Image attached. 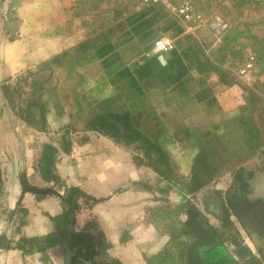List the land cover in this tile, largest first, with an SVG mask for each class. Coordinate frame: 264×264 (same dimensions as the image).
I'll list each match as a JSON object with an SVG mask.
<instances>
[{
    "label": "rangeland",
    "instance_id": "rangeland-1",
    "mask_svg": "<svg viewBox=\"0 0 264 264\" xmlns=\"http://www.w3.org/2000/svg\"><path fill=\"white\" fill-rule=\"evenodd\" d=\"M191 1L198 17L222 19L229 25L235 19L248 21L250 18H255L256 15L263 18L264 14V9L261 10L262 6L254 2L245 4L249 9L243 15H239V13H234V15L232 11H228L231 7L228 1ZM71 4L73 8L75 7L71 15L73 21L71 43L55 57H60L64 52H67L68 55L64 59H58V62L53 61V58L39 62L23 74H16L15 78L6 75L3 81L4 85L0 86V116L2 118L4 114L6 115L4 117L15 116L17 119L25 121L32 117L35 127L39 131H47V121L39 118L37 110L30 105L37 99L41 103V112L45 118L47 110L54 112L56 116L63 113L70 115L71 122L69 121L66 128H60L51 139L57 145L56 152L52 155L54 162L59 152L58 149L69 153L74 142L83 143L88 140V133L104 136L113 145L129 149L135 164L144 166L145 170L152 175L151 178L134 182L133 185L136 190H143L151 195L146 198L148 203L144 207L142 206L139 211L144 208L150 224L156 228L157 239H148V241L152 244L156 241V246L160 245L159 252L155 255L161 254L163 264H188L192 255L189 249L190 243L196 235L203 236L202 222L220 226L221 220L226 216H229V224L227 221L223 224L225 229L221 236L230 250L241 246L255 251L252 239L244 230L238 214L233 213L235 209L230 207V202L236 203V206L244 207V213L248 207L246 216L252 223L255 224L256 220H261L255 218L256 214L259 215V210L264 209V125L255 118V113L250 108L241 109L237 106L239 102L237 97L227 100L228 105L226 106L216 105L211 108V93L213 91L216 95V91L211 87V84L202 88L203 86H200L197 81L189 86L194 89L190 94L191 98L182 96L169 103L160 92L157 94L158 97L163 98L162 100L150 94L151 90L144 95H147L146 106L149 104L148 107H151L152 110L155 109L154 113L160 115L165 121L162 126L166 128V132L159 127L158 123L154 122L152 117L149 119L136 112V114H131L127 110L128 102L124 99L126 92L122 91V87L126 83H130L124 78L114 76V83L111 84L105 70L115 61L108 65L105 59L107 56L120 53L122 57L130 60V56L133 55L131 53L133 42L123 43L130 27V21L135 24L134 21L143 13L141 12L143 8L149 5L143 4L141 0H71ZM147 16L149 17V14ZM130 18L132 19L129 20ZM170 19H172V15L168 13L164 19L154 24V30L160 29ZM249 28V26H244L241 29L244 33L253 35L248 32ZM252 28L254 27L252 26ZM255 30L257 32L253 38L261 39V36L264 38V27L260 26ZM121 32H124L123 35L119 34ZM80 38L82 41H79ZM85 40H90L92 45L90 51L79 48L80 43ZM106 41L111 42L115 49L110 52L103 49V53L101 47ZM213 41L212 44L208 41L202 42L204 51L210 56L213 51L211 45L212 47L220 45L213 46ZM263 44L255 43L251 49L246 47L242 61L237 65H233L222 51L218 54L224 60L222 66L233 71L234 76L232 77L235 82L264 99ZM157 55L161 64L165 65L166 60L163 53ZM249 56H253V73L248 77L240 78L235 70L246 63ZM104 87L106 89L116 87L117 92L118 89L120 92L112 95V93L108 94L107 90L100 91V88ZM130 87L135 88L136 85L132 84ZM226 89L229 88H224V90ZM1 99L8 100V105L2 104ZM138 102L142 105L141 100ZM257 104L258 108L263 106L261 109L264 113V104H260L259 101ZM4 107L6 111L3 110ZM127 111L130 113V117L126 119L127 123L125 119L120 122V127L126 128L129 123L130 126L150 137L154 143L166 151L168 161L164 160L159 165L161 169L165 168V163L169 167L170 170L166 171L165 175L155 170L152 164H148L149 160L144 154L141 140H129L126 143V135L124 139H120L121 136L116 139L103 134L119 136L118 133L114 135L113 131L102 129L105 127H102L101 120L95 125H90L88 122L99 116H107L112 113L124 114ZM241 115H246L251 119L250 122L256 131H244L247 126L244 124L246 118ZM7 126L11 127L14 135L17 134L16 137L20 140V136H18L20 129L14 119L6 121L3 118L0 124V151L3 150L7 142L3 140V135H6L5 131H11ZM67 135L70 138L66 137ZM130 136H134V134L132 133ZM43 145L45 146L46 143ZM0 159L2 162L5 157L0 155ZM7 173L2 172L4 179H1L0 185L10 179V174ZM18 173V171H14L17 176ZM192 176L196 178L194 179ZM21 177H26L29 184L37 186L33 175L27 176V173L23 172L20 173L19 179ZM21 179L19 184L22 191ZM58 192L63 193L64 188H58ZM22 193L29 192L22 191ZM41 198L45 197L37 199ZM52 207L56 211V205ZM90 208L83 204L81 210L76 214L77 228H80L85 223L84 220L88 219L83 220L82 215L83 211L87 212L86 209ZM60 211L59 202L57 213ZM193 211L194 216L191 215ZM22 214H24V219H21L18 214L19 222H25L29 212L26 209V212ZM90 214L97 220L92 213ZM262 214L263 211H261V218L264 217ZM195 216L196 218L199 216V223ZM44 217L52 222L47 216L44 215ZM188 220L192 221L191 224H187ZM262 222L264 224V220ZM195 228L199 231L194 234ZM129 238V236H123L120 241H128ZM55 258L51 256L52 264L56 262ZM38 261L39 264H44L42 258Z\"/></svg>",
    "mask_w": 264,
    "mask_h": 264
},
{
    "label": "crops",
    "instance_id": "crops-1",
    "mask_svg": "<svg viewBox=\"0 0 264 264\" xmlns=\"http://www.w3.org/2000/svg\"><path fill=\"white\" fill-rule=\"evenodd\" d=\"M253 1L262 6L261 10L264 9V0ZM230 9L233 14L243 15L249 8L247 5H237L231 6ZM74 10L75 7H72L71 0H0V86L4 85L3 81L6 75L15 78L35 64L54 58L70 46L73 25L71 15ZM241 21L243 20L235 19L230 25L227 23L228 28L225 34L233 39L229 48L231 51L226 54L229 61L240 51L245 52L246 47L251 49L253 40L259 44L264 43V38L261 35V39L252 38L257 32L256 30L255 32L249 30L253 35L241 30L245 24H251L257 29L260 26L263 28L264 14L263 18L256 15L255 18H250L248 21ZM168 23H171L167 27L169 30L161 32L159 36L172 37L176 44L175 51L180 52L187 46L185 37L188 35L197 40L199 44H203L202 42L205 43V41L212 44L214 35L208 27L187 32L185 25L173 16L162 26L165 27ZM123 33L119 34L123 35ZM247 35L251 36L247 37ZM218 47L211 45L212 58H215ZM186 54L182 57L186 58ZM168 55L169 52L163 53L166 62ZM192 74L196 76L194 71ZM130 85L126 83L122 87V91L126 92L124 99L128 102L127 110L131 114H142L149 119L152 117L154 122L158 123L159 127L166 132V128L162 126L165 123L163 118L155 114V109L152 110L151 107H148L149 104L146 106L147 95L140 94L136 88H131ZM105 87L100 88V91L107 90L108 94L112 93V95L120 92L119 89L117 92L116 87L107 89ZM150 94L158 97L155 90H151ZM210 98L211 108L216 105L220 107L228 105L226 101L223 102L217 98L213 91ZM140 100L142 105L138 104ZM1 103L8 105V100L1 99ZM3 110L6 111V108L4 107ZM46 114L47 131H39L35 127L32 117L25 121L17 119L15 116L4 117L5 114L3 116L6 121L14 119L20 129L19 140L16 137L17 134L14 135L11 127L7 126L11 131H5L6 135H3V140L7 142L3 150L0 151V155L5 157L2 162L0 159V172L1 174L2 172L10 174V179L0 185V235L11 240L13 245L11 243L9 245L12 247L20 235L45 236L53 232V230L50 231L52 223L44 217V213L52 216L57 214L59 199L53 195L37 199L32 193L23 194L19 184L20 173L26 172L27 176H34L36 185H50L41 178L39 173L35 172V166L45 146L50 145L57 148L51 139L60 128H66L71 122V117L66 113L56 116L49 110ZM3 118L0 116V124ZM14 129L16 130V128ZM87 135L88 140L83 143L74 142L69 153L58 149L59 152L53 166L60 177L65 180L67 186H77L95 198L104 199L92 208L86 209L88 213L83 211L82 218L84 220L92 217L90 213L96 217L101 230L111 243L110 256L124 264H146L144 256L157 254L160 245L156 246V241L153 244L148 241V239H157L156 234L158 233L156 228L150 224L144 208L139 211L142 206L144 207L148 203L146 198L151 195L146 191L136 190L133 183L145 181L152 175L145 170L144 166L135 164L129 149L113 145L104 136L91 133ZM163 135L166 136V134ZM44 143H46L45 146ZM14 171L19 172L18 176L14 174ZM19 200L21 206L29 212L22 225L18 221L19 215L14 211ZM53 205H56V211L52 207ZM20 216L21 219H24L23 214L20 213ZM123 236L130 238L128 241L121 242L120 239ZM39 259L37 256L35 258L23 256L21 251L14 248H0V264H39Z\"/></svg>",
    "mask_w": 264,
    "mask_h": 264
},
{
    "label": "trees",
    "instance_id": "trees-1",
    "mask_svg": "<svg viewBox=\"0 0 264 264\" xmlns=\"http://www.w3.org/2000/svg\"><path fill=\"white\" fill-rule=\"evenodd\" d=\"M224 1H228L232 7L237 5L242 6L246 3L254 2L253 0ZM228 11L231 12V9L229 8ZM141 12L143 13L140 14V16L134 21L135 24L130 21V27L123 42L125 44L133 42V50L131 52L133 55L130 54V60L122 57L120 53L117 55L112 54L107 56L105 59V61L108 62V65L115 61V65L113 64L105 70L111 84L114 83V76L118 78L121 77L128 80L131 85L135 84V88L140 94L145 95L147 91L155 90L157 92H161L169 103H172L174 99H178L182 96H190L194 89L189 86L191 83H194V81H197L200 86H203L202 88L211 84V87L217 93V98L223 102L235 97L239 98L237 106L241 109L250 108L251 111L255 113V118H257V120L264 125V113L261 109L263 106L261 105V107L258 108L259 106L257 104L258 101L260 104H264V99L252 92L250 89L241 86L238 82H235L232 77L234 76L232 74L233 71L222 66L224 60L219 57L220 54L218 53L222 51L225 56L226 54H229V51H231L229 48L233 40L230 38L231 36L225 34L223 42L218 48H216L217 53L216 55L214 54L215 58H212V56L208 55L204 51L203 44H199L197 40L188 35L185 37L186 40L184 39L187 46L180 52L175 51V49L170 51L171 53L169 52L166 64L162 65L157 54H146L150 53L153 42L157 37H159L160 33H164L169 30L167 27L171 25V23H168L167 26H165L166 28L163 26L158 30H154L153 28L155 23L167 16V11L163 8V6L154 4L144 7ZM147 14H149V17H146ZM131 19L132 18L129 20ZM246 26L250 27V31L255 32V28H252L251 24H245V27ZM241 30L239 29V31ZM250 36L247 35V37ZM107 41L101 48L102 50L104 49L105 51L110 52L115 48L111 42ZM255 43L257 42L253 40L251 45L253 46ZM79 48L90 51V49H92L90 40L81 42ZM185 54L186 58H183L182 56H185ZM67 55L68 53L64 52L60 57L57 56V58H53V61L58 62V59H64ZM242 58L243 53L240 51L235 54L233 58H231V62L233 65H237L242 61ZM192 71L196 73V76H193ZM227 87L229 89L224 90V88ZM30 105L37 110L39 118L43 119V121L46 120L44 114L41 112L42 107L38 99L32 101ZM241 116L246 118L244 120V124L247 126L244 131H256V129L252 126V122H250L251 119L246 115ZM128 117H130V113L127 111L124 114L112 113L107 116H99L88 122L90 125H95L99 122V120H101L102 127H105L102 129H107L106 131H113L112 133H114V135L118 133L117 135L119 136H113L108 133L103 134L116 139H119L120 136L123 137H120V139H124V136L126 135V143H128L129 140H141L142 145L144 146V154L150 161H148V164H152L155 170L165 175V172L170 170L169 167L166 166L167 164L165 163V168L161 169L159 168V165L164 160L168 161L166 151L159 147L158 144L154 143L150 137L143 135L130 126L129 123L126 128H121L119 123L123 122L124 119L126 122ZM90 127L95 128L96 126ZM132 133L134 136H130ZM55 152L56 148L53 146H45L41 157H39L38 163L35 166V172L37 171L44 181L51 183V191L39 194V196L54 195L59 199L61 206V211L55 214L52 218L50 217L55 225V229L52 233L50 232L46 236V245H48V247L53 246L54 252L60 256L64 264H67V262H70V264H123L120 260L111 257L107 253L111 244L106 239L97 220L93 217L88 218L87 220L85 219V223L80 228H76L75 217L78 211L81 210L83 204L90 208L102 201L103 198H95L77 186H66L64 180L60 177L53 166L54 160L52 155H54ZM192 177L194 179L196 178L194 176ZM61 187L64 188V192L62 194L58 192V188ZM230 203V207L235 209L239 216L244 214V207L236 206L237 204L234 202ZM191 222L192 221H189L187 224H191ZM43 239L44 238L42 237H35L33 239L23 236L18 242L19 249L28 253L30 250L25 249L27 246H29L32 242H41ZM206 246L208 247L200 248L201 251L200 249H198V251L196 247L191 250L193 255L198 254L199 264H208L210 255V262L217 259L224 262L230 258L226 247L218 239H215L214 242L212 241L210 245L207 244ZM38 249L40 251H44L46 248L39 245ZM148 261L151 264H163L161 254L151 257Z\"/></svg>",
    "mask_w": 264,
    "mask_h": 264
},
{
    "label": "flooded vegetation",
    "instance_id": "flooded-vegetation-1",
    "mask_svg": "<svg viewBox=\"0 0 264 264\" xmlns=\"http://www.w3.org/2000/svg\"><path fill=\"white\" fill-rule=\"evenodd\" d=\"M1 179H2V174L0 172V181H1ZM25 179H27V178L25 177ZM33 186H35V185H33ZM36 187L50 188V185L49 186H38L37 185ZM29 193L34 194L36 196V198L40 197L39 194H44V193H33V192H29ZM60 194H62V193H60ZM42 197H45V196H42ZM16 206L18 208L16 207L14 211H16L17 214H20V213L22 214V213L26 212V209L21 206V201L20 200L16 204ZM234 211H233L234 214H238L236 210H234ZM249 211H251V210H249ZM261 211H263L262 215H264V209L263 210L261 209ZM261 211L259 210V215L256 214V218H255V219L259 218L261 220H256L255 224L247 219L248 217L246 215L248 213V207L246 208L245 213L242 216L238 215L240 222H242L241 224H243L244 230L246 231V233L249 235V237L253 241L255 251L254 250L250 251L249 249L241 247V246L234 247L233 250L232 249L230 250L228 245L225 243V240L221 236V234H223L222 232L225 229V226L223 224H225L226 221L228 222L229 216H226L224 219L221 220L220 223H222V224L220 226L212 225V224H210L208 222H202L203 236L200 237V235H196L195 238L193 239L192 243H190V245H189L190 248L189 249L192 250L194 247H196V249L198 250L200 248L208 247V246H206L207 244L210 245L212 241L214 242L215 239H218L226 247V249H227V251H228V253L230 255V258H228L224 262H222L221 260H218V259L210 262L211 261V255H210L208 264H225V263L226 264H264V224L262 222L264 220V217L261 218ZM44 215L47 216L48 218H50V217L52 218L53 217L52 215H49L46 212L44 213ZM191 215H193V216L195 215L194 211L191 213ZM196 216H197V213H196ZM196 216H195V219H196L197 223H199L200 222V218H199V216L196 218ZM51 218H50V220L52 221ZM189 221H191V220H188V222ZM24 223L25 222H20V225H22ZM51 223H52V226H51V230L50 231H52V230L54 231L55 225L53 224V221ZM228 224H229V222H228ZM198 231L199 230H197V228H195L193 233L194 234L198 233ZM47 235H45V236H31V237H28V238H33V239L35 237L44 238L43 241L41 240V242L40 241L32 242L29 246H27L25 249L26 250H30V252H28V253L27 252H23V250L19 249V246H18V244H19L18 242L20 241L21 237H23L25 235H20L19 236L20 238H18V240L15 242L14 247L9 245L10 243L13 245V242L11 240H7L4 235H0V248H5V249L14 248V249H17V250L21 251L23 256H29L31 258H35L37 256V257L43 259L44 264H52L51 256H53V257H56L55 258L56 262L55 263L53 262V264H64L62 262L60 256H58L54 252L53 246L52 247H48V245H46V243H45L46 239L45 238H46ZM25 237H27V236H25ZM105 237H106V235H105ZM106 239H107V237H106ZM39 245L40 246L42 245L46 249L44 251H40L38 249ZM109 249L107 250L108 254H109ZM200 251H201V249H200ZM153 256H144L145 263L146 264H151L148 261V259H150ZM198 260H199L198 254L197 255H195V254L193 255L192 254L190 260L187 263L188 264H199ZM67 264H68V262H67Z\"/></svg>",
    "mask_w": 264,
    "mask_h": 264
},
{
    "label": "built area",
    "instance_id": "built-area-1",
    "mask_svg": "<svg viewBox=\"0 0 264 264\" xmlns=\"http://www.w3.org/2000/svg\"><path fill=\"white\" fill-rule=\"evenodd\" d=\"M141 2L146 5L159 4L163 6L168 13L185 25L187 32H194L202 27H208L214 35L213 46L221 44L225 37L228 28L227 22L217 18L198 17L191 0H141ZM175 47L176 44L172 37L161 35L154 40L150 54L170 52ZM253 67V56H249L246 63L239 66L235 73L240 78L248 77L253 73Z\"/></svg>",
    "mask_w": 264,
    "mask_h": 264
},
{
    "label": "water",
    "instance_id": "water-1",
    "mask_svg": "<svg viewBox=\"0 0 264 264\" xmlns=\"http://www.w3.org/2000/svg\"><path fill=\"white\" fill-rule=\"evenodd\" d=\"M21 185H22L23 192L48 193L51 191L50 188H41V187H36V186L28 184L25 178L21 179ZM68 264L70 263L68 262Z\"/></svg>",
    "mask_w": 264,
    "mask_h": 264
}]
</instances>
